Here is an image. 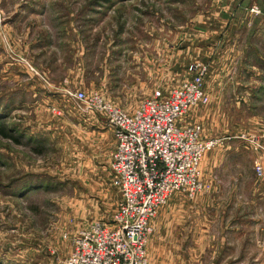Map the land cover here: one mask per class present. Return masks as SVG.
<instances>
[{"label": "rangeland", "instance_id": "1", "mask_svg": "<svg viewBox=\"0 0 264 264\" xmlns=\"http://www.w3.org/2000/svg\"><path fill=\"white\" fill-rule=\"evenodd\" d=\"M216 1L0 0V264H65L71 234L110 222L120 199L109 161L91 160L89 119L69 94L98 92L131 111L190 78V63L207 65L209 100L181 125L218 139L201 161L211 190L171 196L153 220L147 254L152 264H264V195H251L264 174L256 175L260 155L247 140L264 144L253 116L264 113V20L248 21L256 0L234 1L242 36L217 29L205 50L208 16L222 10ZM255 27L261 34L248 31ZM236 75L257 80L236 84Z\"/></svg>", "mask_w": 264, "mask_h": 264}, {"label": "built area", "instance_id": "2", "mask_svg": "<svg viewBox=\"0 0 264 264\" xmlns=\"http://www.w3.org/2000/svg\"><path fill=\"white\" fill-rule=\"evenodd\" d=\"M250 11L259 12L256 6ZM188 69L190 78L166 93L155 90L131 111L98 92L69 94L75 110L100 114L112 128L116 145L111 154V179L120 199L109 223L94 221L71 234L65 264H150L148 237L162 206L175 193L193 199L208 190L201 161L218 139L205 137L199 124L181 125L192 106L209 100L204 85L208 67L190 63ZM247 140L260 155L254 171L261 176L264 144L255 135Z\"/></svg>", "mask_w": 264, "mask_h": 264}, {"label": "crops", "instance_id": "3", "mask_svg": "<svg viewBox=\"0 0 264 264\" xmlns=\"http://www.w3.org/2000/svg\"><path fill=\"white\" fill-rule=\"evenodd\" d=\"M234 1H237V0H217L216 1L217 4H219V5L222 4V7H221L222 10L217 11L216 13H214V15L210 14L208 16V20L210 21L209 23L211 26H213V28H210V31H211L210 36L212 38L209 39V37H208V39L204 43L200 42V44L205 46V50L209 51L211 49V47L216 44L217 40L214 38L216 37L215 32L217 31V29L222 30L228 26V28L232 29L235 37L237 35H239V37L242 36L243 32L239 31L238 27H239V24L243 23L244 17L240 11H236L237 9L234 8V6H232V4L236 3ZM240 1L242 3V2H245L247 0H238V2H237L238 6H240ZM262 3H263V1L256 0L253 2V4H251L252 5L251 7L260 6V5H262ZM228 9H230V11H226ZM252 13L253 12H251V14L247 13L249 16L248 21H250L251 25L253 23H254V25H256L260 19L264 20V17L260 16V18H258V17H256V15H253L254 13L253 14ZM38 15L42 16L41 14H38ZM29 16H32V14H29ZM14 24H15V22H14ZM228 28H227V30H229ZM248 31L253 32L255 35L261 34V30L259 28H256V27L254 29H248ZM233 46L237 47L235 44H233ZM239 46L248 49V48H250L251 45L249 42H247L246 44H244V45L240 44ZM253 66H254V64H253ZM248 67L250 68L251 64H249ZM244 78L245 77H243V76L236 75L233 78V82L236 84H240V83L244 84V82H245L247 85H251L254 80L255 81L257 80V76H254V75L247 77L246 78L247 81H244L245 80ZM245 88H246V86H245ZM254 96H255V92L253 91V97H252L253 100L256 99ZM251 102H252V100H251ZM252 106L254 108H256V105H254V103L252 104ZM257 109H259L258 106H257ZM253 116L255 117V122L258 123V125H260L263 129L264 128V124H263L264 118L260 119V117H263L264 113L261 114L260 112H255ZM86 118H87V120L89 119V121L88 122L86 121L87 124L84 128L87 129V138H89V141H90L89 145L91 146V151H92V155H93L91 160H92V162L101 161V162H105V163L108 160L109 161V167H110L111 154L114 151L115 145H116L115 139L113 137L112 128L107 123L106 118L100 114L88 112V113H86ZM84 120H86V119H84ZM259 121H261V124H259ZM110 172H111V170H110ZM210 190H211V187H209L207 191H210ZM175 194L181 195L180 193H175ZM251 195L253 197L260 196V195L263 196L264 195V185L258 186L257 188L253 187V190L251 191ZM248 202L251 203L252 200H249ZM248 218H253V216H249ZM103 222H105V221H103ZM244 226H245V228L248 227V225H244ZM86 227H82V228H86ZM82 228H79V229H82ZM176 256L177 255H175V256L171 255L170 258L175 259ZM148 259L150 261V264H152L149 255H148Z\"/></svg>", "mask_w": 264, "mask_h": 264}]
</instances>
